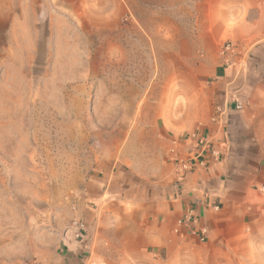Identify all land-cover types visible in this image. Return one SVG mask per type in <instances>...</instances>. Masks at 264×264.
<instances>
[{"label": "rangeland", "instance_id": "rangeland-1", "mask_svg": "<svg viewBox=\"0 0 264 264\" xmlns=\"http://www.w3.org/2000/svg\"><path fill=\"white\" fill-rule=\"evenodd\" d=\"M219 14L203 0H0V264H42L67 234L130 235L118 215L88 229L85 193L101 165L145 149L141 122L187 123L194 61L229 41L203 35ZM226 251L214 264H264V231Z\"/></svg>", "mask_w": 264, "mask_h": 264}, {"label": "crops", "instance_id": "crops-1", "mask_svg": "<svg viewBox=\"0 0 264 264\" xmlns=\"http://www.w3.org/2000/svg\"><path fill=\"white\" fill-rule=\"evenodd\" d=\"M203 1L220 9L219 16L206 19L203 35L238 42L236 62L226 66L219 54L202 53L192 66L201 90L189 103L187 123L174 121L172 112L162 120L155 116L150 127L141 122L132 135L151 139L145 149L140 146L135 161L97 168L84 196L82 221L93 231L102 216L118 215L125 227L121 231L130 235L107 241L92 233L81 239L67 234L42 255V264H214L227 249L259 246L264 231V0ZM140 116L144 119V112ZM194 132L208 145L199 146ZM186 158L199 163L181 179ZM191 208L198 224L180 227ZM193 228L205 231L204 241ZM199 250L206 253L197 255ZM244 262L254 263L251 255Z\"/></svg>", "mask_w": 264, "mask_h": 264}, {"label": "built area", "instance_id": "built-area-1", "mask_svg": "<svg viewBox=\"0 0 264 264\" xmlns=\"http://www.w3.org/2000/svg\"><path fill=\"white\" fill-rule=\"evenodd\" d=\"M241 52V46L238 42L229 40L226 41L219 49V58L223 62L224 65L229 66L234 64L236 61L237 56ZM238 109L243 108L241 104L237 106ZM192 137L196 139L197 143L199 146H207L208 142L207 139L204 136H201L199 133L194 132L192 134ZM171 153L174 155L176 159H178V150L177 147H172L171 148ZM199 163V160L197 158H186L181 161V173H180V178L183 179L185 175L195 169L197 164ZM261 191L264 192V187H261ZM198 224V216L194 208H191L187 211V213L184 215V217L179 220V225L181 226H196ZM84 225H82V228ZM200 233H198L196 228H193L192 233L194 235L199 236V239L201 241L205 240L204 230H200ZM80 237H84L83 234L78 235ZM28 264V263H25Z\"/></svg>", "mask_w": 264, "mask_h": 264}]
</instances>
